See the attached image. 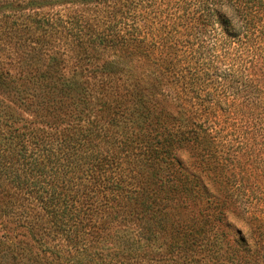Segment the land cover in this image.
<instances>
[{"label":"trees","instance_id":"obj_1","mask_svg":"<svg viewBox=\"0 0 264 264\" xmlns=\"http://www.w3.org/2000/svg\"><path fill=\"white\" fill-rule=\"evenodd\" d=\"M7 5L0 264H264V0Z\"/></svg>","mask_w":264,"mask_h":264},{"label":"rangeland","instance_id":"obj_2","mask_svg":"<svg viewBox=\"0 0 264 264\" xmlns=\"http://www.w3.org/2000/svg\"><path fill=\"white\" fill-rule=\"evenodd\" d=\"M15 1L21 2V0H0V14L1 13H5V12H8L7 11L8 10L7 9V6L8 5L7 4H9L11 2H15ZM25 3H26V1H25ZM25 3H22V5L25 4ZM54 8L56 10H59V8L62 9V7H59V8L58 7H54ZM5 14H8V13H5ZM2 56H3V52L0 50V63L1 62H5V64H7V61L5 59H3ZM0 66H1V64H0ZM70 71L71 70H68L67 72H64L63 71L62 78L64 80L80 81V79H78L79 77L78 76H72V74H71ZM10 74L14 75L13 72H10ZM81 82H82V80H81ZM17 94H18V92H17ZM40 94H41V92L38 89L33 88V87H29V88L25 89L23 91V93L22 92L19 93V98H21L22 100H24L25 98H27L32 104H34V103H36L39 100ZM32 248H33V246H32Z\"/></svg>","mask_w":264,"mask_h":264}]
</instances>
